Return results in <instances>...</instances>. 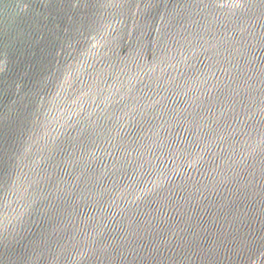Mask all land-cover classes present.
Segmentation results:
<instances>
[{
	"label": "water",
	"instance_id": "water-1",
	"mask_svg": "<svg viewBox=\"0 0 264 264\" xmlns=\"http://www.w3.org/2000/svg\"><path fill=\"white\" fill-rule=\"evenodd\" d=\"M0 264H264V0H0Z\"/></svg>",
	"mask_w": 264,
	"mask_h": 264
}]
</instances>
